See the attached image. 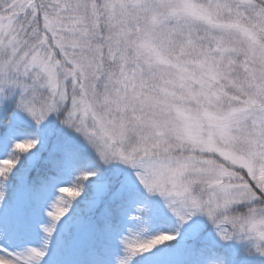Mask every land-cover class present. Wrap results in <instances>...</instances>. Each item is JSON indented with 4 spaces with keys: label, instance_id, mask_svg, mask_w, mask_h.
<instances>
[{
    "label": "snow or ice",
    "instance_id": "obj_1",
    "mask_svg": "<svg viewBox=\"0 0 264 264\" xmlns=\"http://www.w3.org/2000/svg\"><path fill=\"white\" fill-rule=\"evenodd\" d=\"M0 264H264V0H0Z\"/></svg>",
    "mask_w": 264,
    "mask_h": 264
},
{
    "label": "rangeland",
    "instance_id": "obj_2",
    "mask_svg": "<svg viewBox=\"0 0 264 264\" xmlns=\"http://www.w3.org/2000/svg\"><path fill=\"white\" fill-rule=\"evenodd\" d=\"M64 187H71V185L68 184H62Z\"/></svg>",
    "mask_w": 264,
    "mask_h": 264
},
{
    "label": "trees",
    "instance_id": "obj_3",
    "mask_svg": "<svg viewBox=\"0 0 264 264\" xmlns=\"http://www.w3.org/2000/svg\"><path fill=\"white\" fill-rule=\"evenodd\" d=\"M68 185H71V184H68ZM60 187H64L63 185H60Z\"/></svg>",
    "mask_w": 264,
    "mask_h": 264
}]
</instances>
